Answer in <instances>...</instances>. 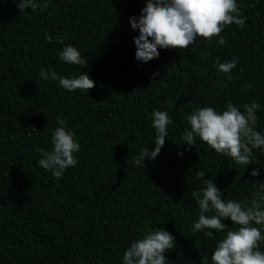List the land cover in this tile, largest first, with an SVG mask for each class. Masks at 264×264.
<instances>
[{"label":"trees","instance_id":"obj_1","mask_svg":"<svg viewBox=\"0 0 264 264\" xmlns=\"http://www.w3.org/2000/svg\"><path fill=\"white\" fill-rule=\"evenodd\" d=\"M47 3L20 13L15 0H0V264H123L131 242L158 227L175 237L166 264H211L225 233L193 231L199 207L191 192L203 186L196 174L203 169L225 201L250 204L264 182V151L254 149L256 163L246 166L198 136L189 146L185 117L199 107L223 111L231 101L243 112L257 102L264 134V0H237L245 24L225 26V44L197 37L187 49H158L148 62L135 57L139 30L130 23L146 0ZM67 45L88 67L60 59ZM233 59L230 73L218 70L217 60ZM41 68L68 77L87 72L95 87L68 91L43 79ZM157 110L173 121L169 135L154 160L136 165L140 150L154 147ZM58 119L80 144L77 164L60 179L39 166L37 151L52 150Z\"/></svg>","mask_w":264,"mask_h":264},{"label":"clouds","instance_id":"obj_2","mask_svg":"<svg viewBox=\"0 0 264 264\" xmlns=\"http://www.w3.org/2000/svg\"><path fill=\"white\" fill-rule=\"evenodd\" d=\"M20 13L25 10H45L47 0H15ZM254 6V5H251ZM131 27L139 30L134 37L136 45L135 57L140 62H148L159 57L158 49H187L196 42L197 37L212 39L219 37V43L225 44L220 35L225 26L235 24L242 27L245 17L240 12L237 0H146V6L141 9L139 18L130 17ZM51 42V38L49 37ZM62 42V40H61ZM60 59L70 65L84 66L87 61L81 57L76 47L67 45L59 53ZM235 59L226 62L217 60L218 70L228 74L236 67ZM40 75L45 80L57 81L68 90L88 92L95 87V81L88 73L78 76H59L55 70L41 68ZM156 74L153 73V76ZM231 80V75H228ZM242 112L231 101L226 110L217 111L213 107L196 108L185 119L190 130L182 133L183 143L192 146L196 137L205 142L217 153L230 157L235 163L246 165L256 163L253 150L264 151V134L257 130L256 112L260 108L257 102L245 104ZM60 126L52 131V150L37 149L41 153L38 161L40 167L51 171L56 179L63 176L64 171L77 164L75 153L80 149L74 133L66 130L67 121L58 119ZM173 121L165 111H155L152 116V126L156 139L151 150L142 148L134 158L136 165L144 167L145 157L155 159L165 138L168 137V126ZM34 128V127H33ZM182 155V153L180 154ZM259 171L253 168L251 175L259 176ZM197 178L202 181V187L192 190L191 195L199 207L198 220L193 223V231L205 229L224 232L222 238L211 255V264H264V251L260 244L264 242V182H257V198L249 203L233 199H222L220 189L213 179H206L203 169L197 172ZM230 220L238 227L228 229L224 221ZM206 235L213 236V231ZM175 246L173 234L162 227L148 231L142 238L135 239L124 251L123 264H166L164 255ZM208 264V259L203 260Z\"/></svg>","mask_w":264,"mask_h":264}]
</instances>
